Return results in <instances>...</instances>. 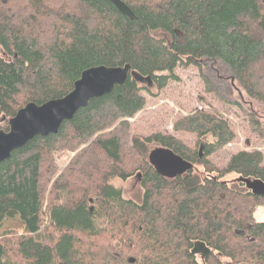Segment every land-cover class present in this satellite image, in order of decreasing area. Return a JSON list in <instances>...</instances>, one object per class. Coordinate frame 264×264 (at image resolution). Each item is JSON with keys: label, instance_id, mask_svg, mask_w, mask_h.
Here are the masks:
<instances>
[{"label": "trees", "instance_id": "16d2710c", "mask_svg": "<svg viewBox=\"0 0 264 264\" xmlns=\"http://www.w3.org/2000/svg\"><path fill=\"white\" fill-rule=\"evenodd\" d=\"M122 1L135 19L107 0H0V129L8 131V120L27 103L66 95L82 70L98 65L130 64L161 90L176 79V66L218 57L264 106L259 0ZM124 82L79 108L58 133L35 136L0 163V224L17 218L23 227L0 239V264H264V222L253 217L264 195L237 179L264 181V153L222 154L237 133L208 109L180 114L172 123V131L196 137L195 147L169 132L134 135L128 119L144 108L151 89L130 74ZM242 121L254 138L247 142L264 144V127L250 114ZM71 131L77 142L91 140L97 161L81 159L80 169L67 174L84 181L73 177L68 186L60 180L45 203L41 174L55 143L67 146ZM207 136L212 141H203ZM154 146L171 149L192 169L174 178L159 175L147 158ZM129 155L132 168L124 161ZM135 171L143 190L139 202L113 184ZM231 174L246 190L225 180ZM195 241L210 249L203 260L191 253Z\"/></svg>", "mask_w": 264, "mask_h": 264}, {"label": "rangeland", "instance_id": "374dc122", "mask_svg": "<svg viewBox=\"0 0 264 264\" xmlns=\"http://www.w3.org/2000/svg\"><path fill=\"white\" fill-rule=\"evenodd\" d=\"M259 1L264 7V0ZM158 35L161 34L158 33ZM0 53H2L1 49ZM198 63L199 67L193 64L176 66L174 69L176 79L169 81L161 90H157L153 84L149 86L151 93H144L146 97L144 108L133 118L128 119L132 123L131 133L147 136L154 132H169L177 135L189 146L195 147L196 137L186 132L172 131V123L175 117L180 114H188L196 109H208L227 118L233 124V128L237 133L236 140L226 144L222 154L227 157L241 149H256L264 153V144L248 143L247 137H251L253 140V135L247 132L244 133V129L241 128L244 124L242 121L243 116L246 114L252 115L264 127L263 104L250 97L243 90L230 67L220 58L203 57ZM203 78L209 81L213 88L211 92L207 91ZM73 134V131L68 134L67 146H63L62 143H55L49 154L51 159L48 163V171L45 170L41 174L45 203L48 201L46 198L53 186L56 187L60 180L63 185L68 186V183L72 182L74 178L79 179L81 182L84 181L78 173L73 175L74 178L67 174L69 172L73 174L72 172L75 169H80L81 159L84 158L90 164L97 161L95 157L97 152L92 148L91 140L80 143L74 140L75 135ZM203 141L209 142L212 141V138L207 136ZM199 144L203 145L201 142ZM124 161L127 163L126 166L131 168L136 164L131 155L127 156ZM45 168L46 166H44ZM64 174L66 177L62 179ZM44 178H46V182H44ZM139 178L138 172L135 171L128 179H116L113 184L122 189L124 198L139 202L143 192ZM235 178H237V175L231 174L225 180L237 189L246 190L244 185H238L235 182ZM71 189L74 191L75 186ZM253 215L257 221L264 222V206H257ZM22 232L23 227H21V223L17 218L6 219L0 224V239L10 238Z\"/></svg>", "mask_w": 264, "mask_h": 264}, {"label": "water", "instance_id": "95a60500", "mask_svg": "<svg viewBox=\"0 0 264 264\" xmlns=\"http://www.w3.org/2000/svg\"><path fill=\"white\" fill-rule=\"evenodd\" d=\"M130 20L135 19L133 11L122 0H107ZM130 64L123 66H92L82 70L80 77L73 83L72 90L66 95L50 99L42 104L29 102L16 110L15 115L8 120V131L0 129V163L8 159L13 149L24 146L35 136H45L58 133L61 122L70 120L75 112L87 106L88 102L104 94H109L115 85L124 84L128 75L137 81L152 84L149 76L143 77L130 69ZM4 117L1 118L3 121ZM202 155V145L198 150ZM148 161L154 170L166 178L184 175L191 170L193 164L176 154L169 148L156 146L148 153ZM243 182L249 192L254 195H264V181L261 179L237 178ZM191 253L201 260L209 253V247L202 241L192 244Z\"/></svg>", "mask_w": 264, "mask_h": 264}]
</instances>
